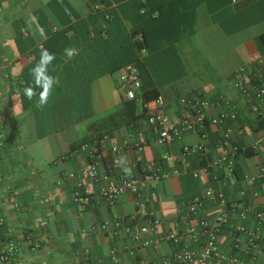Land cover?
I'll list each match as a JSON object with an SVG mask.
<instances>
[{
    "label": "crops",
    "instance_id": "1",
    "mask_svg": "<svg viewBox=\"0 0 264 264\" xmlns=\"http://www.w3.org/2000/svg\"><path fill=\"white\" fill-rule=\"evenodd\" d=\"M153 11L157 18L151 17ZM31 17L36 23L29 28ZM38 28H43V36ZM137 34L144 38L141 56ZM263 39L264 0H0V239L13 238L20 244L10 264H137L139 257L160 264L176 250L160 242L139 256L123 252L126 234L112 239L99 225L133 213L135 197L124 193L113 206L79 209L72 200L74 180L61 179L63 174H76L82 190L92 193L107 186L106 180L94 183L84 174L96 160L89 154L90 145L72 147L87 137L90 125L123 111L118 77L124 65L138 58L143 91L161 96L172 120L182 115L180 99L196 93L209 103L210 117L219 114L221 97L235 104L237 119L225 125L240 150L234 174L227 179L224 169L212 168L207 177L200 171L205 161L164 160L178 158L184 145H203L207 158L217 159L223 128L208 127L205 138L188 133L159 146L146 117L140 116L105 136L96 160L99 176H119L112 174L113 147L126 158L124 166L132 170L128 176L139 174L137 158L152 169H179L178 175L154 181L146 189L160 234H180L195 225L187 217V206L207 188L221 192L225 204L206 201L202 217L212 223L227 207L224 213L231 225L256 229L255 212L264 205V179L258 178L264 169V104L241 96L233 86V73L264 57ZM68 47L78 49V55L69 59L64 54ZM42 48L56 56L49 71L58 84L41 110L36 98L29 101L22 89L32 83L30 70ZM133 144L141 150L131 148ZM118 170L126 175L122 166ZM259 228L262 241L248 249L241 238L238 252L233 251L232 232L223 228L217 235L219 252L236 257L238 264H264V221ZM33 244L36 251L30 250ZM182 245L200 251L189 239ZM112 249L117 250L115 257Z\"/></svg>",
    "mask_w": 264,
    "mask_h": 264
},
{
    "label": "built area",
    "instance_id": "2",
    "mask_svg": "<svg viewBox=\"0 0 264 264\" xmlns=\"http://www.w3.org/2000/svg\"><path fill=\"white\" fill-rule=\"evenodd\" d=\"M150 2L152 0H142ZM152 18L158 17V12L151 13ZM108 19V17L106 18ZM136 43L141 45L138 48V56L145 52L144 38L142 34L135 36ZM140 59H136L124 65L121 68L118 77V89L122 93L125 102H136L140 107L146 110V121L151 127L155 136V143L159 146L171 144L182 139L188 133H198L202 138L206 137L205 129L208 127L223 128L222 130V152L217 158L209 160L208 152L203 145H184L178 158L171 156L164 157L165 161L174 163H184L186 159L193 158L198 162L205 161L200 171L207 177L211 174L212 168H222L226 171V178L231 179L234 174L235 159L239 154L237 142L231 140L232 130L226 127L227 122H234L237 119V108L235 104L224 97L220 99L221 110L218 115L210 117L207 115L209 103L203 99L200 93L191 97H183L180 104L183 112L180 118L172 120L165 111V102L161 96H157L150 102L143 100V87L140 79L139 69ZM233 86L248 102L257 101L264 104V57H259L251 63H248L233 73ZM106 137L98 140L96 145L89 147V154L94 159L100 158V147L103 145ZM2 146V144H0ZM87 146V145H86ZM135 150H141L138 144L131 145ZM115 156V169L112 174L119 175L116 179H108V176L100 177L97 170V161H92L87 169L85 176L92 182L97 183L100 180H106L107 186L98 192L92 193L83 191L81 182L76 174H63L62 180H74L75 186L72 193L73 202L84 209L90 204H104L113 206L119 196L124 193L132 194L135 199V210L133 213L116 218L111 221H105L99 225L100 229L114 239L119 233L124 232L127 236L126 245L122 251L133 256H139L147 248H157L158 243H171L176 250L162 257L160 264H238L239 260L234 256L223 255L217 247V235L223 228L232 232L233 251L238 252L241 249V238L247 242L248 249L256 246L262 241V233L259 226L264 221V205L255 212V219L258 227L256 229H247L231 225L226 216L227 207L224 212L215 215L212 223L202 217L201 212L206 201L225 204L224 195L221 192L207 188L200 196L194 197L187 206V217L195 222V225L189 226L183 233L160 234V222L149 212L152 195L146 194L149 184L154 181L168 179L180 173L179 169L172 171H160L152 169L150 166L142 164L141 159L137 158L136 163L140 165V172L137 176H128L119 173V153L116 147L112 148ZM194 177H198L196 172ZM259 179H264V169L260 170ZM253 180H250L252 183ZM246 215V210L242 211L241 218ZM3 220L0 218V225ZM155 238V239H154ZM189 239L192 243L200 246V251H194L183 246L184 240ZM202 239H205L202 241ZM202 241V242H201ZM20 244L16 239H0V264H10L17 256ZM31 251H36V245H32ZM111 257L117 255V250L112 249ZM137 264H151L149 261L138 258Z\"/></svg>",
    "mask_w": 264,
    "mask_h": 264
},
{
    "label": "clouds",
    "instance_id": "3",
    "mask_svg": "<svg viewBox=\"0 0 264 264\" xmlns=\"http://www.w3.org/2000/svg\"><path fill=\"white\" fill-rule=\"evenodd\" d=\"M36 23V18L31 17L28 21V27L31 28L33 24ZM38 32L41 36L44 35L43 28H38ZM35 34V33H34ZM64 54L69 58H73L78 55V49L75 47H68L64 49ZM56 59L54 53L50 52L47 49L42 48L40 50V57L37 64L30 70V75L32 76V83L25 86L22 89L23 95L29 100L32 101L36 98L35 106L38 109H43L47 106L50 97L53 94L55 86L58 84V78L50 74L49 66L52 65L53 61ZM55 69H53L54 71ZM37 89L40 91L37 92ZM21 90H17L14 94V100L16 96L20 95ZM127 160L125 157L119 158V165L122 166V170L126 175H131V168L126 167Z\"/></svg>",
    "mask_w": 264,
    "mask_h": 264
},
{
    "label": "trees",
    "instance_id": "4",
    "mask_svg": "<svg viewBox=\"0 0 264 264\" xmlns=\"http://www.w3.org/2000/svg\"><path fill=\"white\" fill-rule=\"evenodd\" d=\"M157 96H159L157 93L144 91L143 100L144 102H150ZM138 107L140 106L136 102H125V106L121 113H116L98 123L90 125L88 128L89 133L87 137L76 145H74L72 148L75 150L86 145L94 146L96 145L98 140L107 136L112 130H115L116 128L120 127L122 124L136 120V118L140 116H145L146 110L142 107H140V113L138 115L136 114Z\"/></svg>",
    "mask_w": 264,
    "mask_h": 264
}]
</instances>
